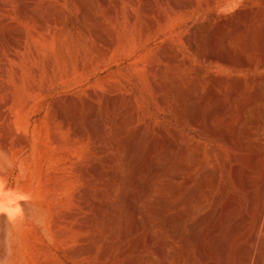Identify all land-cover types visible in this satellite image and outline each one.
<instances>
[{
  "label": "rangeland",
  "instance_id": "rangeland-1",
  "mask_svg": "<svg viewBox=\"0 0 264 264\" xmlns=\"http://www.w3.org/2000/svg\"><path fill=\"white\" fill-rule=\"evenodd\" d=\"M149 1L151 4L148 0H0V203L3 204L0 219L9 223L16 238L15 250L5 264H161V255L151 262H143L142 257L145 253H156L164 242V233L156 232L152 236L153 229L141 213L137 232L130 234L128 228L136 225L137 220L136 208L129 202L144 204V197L150 193L147 184L152 178L151 164L147 155L150 153L155 158L163 149H168V145L174 144L175 137L180 134L185 135V144L194 140L191 143L205 150L185 178H198L205 172L204 168L212 172L215 169L208 188L201 193L205 202L201 214L209 212L216 196L222 194L212 223L225 226V208L234 203L225 242L232 240L231 234L237 224H244L242 233L252 226L253 191L257 188L246 184L235 171L237 164H242L259 182L264 174V154L260 170H254L251 152L238 150L224 141L221 143L224 140L221 133L214 140L201 137L190 122H180L173 101L162 106L160 100L165 95L168 97V91L159 77L145 66L156 57L159 59L168 48H176L178 21L170 0ZM149 5L153 12H148ZM22 9H26V17H21ZM83 11L87 13L84 21ZM38 16L51 24L47 37L37 27ZM16 32L22 33L23 38ZM105 38L114 41V48L106 46ZM19 42H22L21 48H15V43ZM157 88L163 89L157 91ZM51 120L64 140L59 151L46 144L45 131ZM77 121L85 130L84 134L86 132L83 141L72 139ZM98 129H103L102 133ZM95 132L101 136L98 140L105 141L106 153L92 150ZM19 134L26 137L27 144L23 148ZM109 137L115 145L109 144ZM135 141L138 146L130 158L128 152ZM3 142L8 151L3 150ZM172 151L163 171L172 168L180 148L174 147ZM106 159L112 163L106 164ZM96 163L105 167L104 176L89 179L88 184L94 193L102 194L106 206L102 208V216L95 206L88 215L99 214L100 232L95 227L81 232L59 227L60 239H57L49 222L47 229L53 236L47 240L40 227L22 221L14 206L30 202V199L17 195L15 188L31 185L40 192L43 180L61 167L58 176L64 183L62 196L70 198L69 182L75 187V181L79 186L86 185L82 176L75 174L76 166L88 171ZM115 167L119 172L116 175L112 173ZM174 185L177 190L184 189V180ZM46 201L43 196L36 199L39 206L46 207ZM197 219L198 216L193 217ZM125 230L126 238L123 239ZM210 230V223L201 228L199 243L209 254L202 264H223L224 259L232 257L233 251L227 248V256L223 258L219 247L209 242ZM188 232L187 227L180 231L182 235ZM99 233H103L101 238L94 239ZM93 241L95 244L88 253L87 247ZM5 246L0 242V250ZM78 249L87 253L75 258L73 253ZM192 252L196 257L195 244H192ZM178 253L184 257L183 251ZM170 264L179 263L170 261ZM259 264H264L263 254Z\"/></svg>",
  "mask_w": 264,
  "mask_h": 264
},
{
  "label": "bare ground",
  "instance_id": "bare-ground-1",
  "mask_svg": "<svg viewBox=\"0 0 264 264\" xmlns=\"http://www.w3.org/2000/svg\"><path fill=\"white\" fill-rule=\"evenodd\" d=\"M148 2L151 4V1L148 0ZM170 3L178 21L177 46L174 47L175 49L168 48L164 54H160L159 59L153 58L154 60H149L150 63L145 66L150 73L159 77L162 85L166 88L165 90L168 91V97L165 95L166 97L164 96L160 100L162 106L173 101V109L181 123L190 122L197 134L204 138H213L212 140H214L215 136L223 134L224 140H221V143L224 141L238 150L251 152L253 169L260 170L261 161H263L261 156L264 154V0H170ZM148 8V12H153L154 9L150 5ZM20 12L21 17H26V9H22ZM170 14L172 15V13ZM86 15L87 13L83 11L81 15L83 21L86 20ZM49 21L52 22V19ZM60 21L61 18L58 22ZM35 22L43 36L47 37L51 24L42 20L41 17ZM16 35L23 38L22 33L16 32ZM109 39H106V46L112 49L114 41ZM21 43H15L14 47L21 48ZM160 89L162 91L163 88ZM61 115L60 118L63 120ZM78 121L76 124L73 122L75 125L73 126L72 139L83 141L86 139V132L84 134L85 130L81 129V123ZM99 131L102 133L103 129H98ZM20 134L19 136H21ZM45 136L46 144L52 149L59 151L63 147L64 140L60 132L54 129L52 120L49 129L45 131ZM92 136L96 140L92 150L100 154L106 153L107 146L103 143L105 141L98 140L101 136L98 137L97 132ZM184 136L177 135L174 144L170 147L168 145V149H163L161 153L158 151L159 154L155 158H152L150 153L147 155L151 164L149 173L152 178L147 184L150 193L144 197V204L129 202L133 208H136L137 220L136 225H130L128 228L130 234L137 232L141 213H144L148 226L153 229L151 235L153 236L156 232H163L165 235L164 242L155 251L156 253H145L142 261L151 262L161 255L163 256L161 264H170V261L179 264H191L197 261L198 264H202L209 254L199 243L200 236H202L201 228L210 223L209 242L219 247L218 249L224 253L222 254L223 258L227 256V248L233 251L232 257L229 252L230 259H224L223 264H259L262 254L264 255V174L258 182L252 178L246 167L237 164L235 172L240 173L246 184L257 188L253 191V197H255V205L252 208L254 221L252 226L243 233L244 224H237L231 234L232 240L229 243L225 242L224 235L228 230L227 225L231 221L230 213L234 203L231 202L226 208L224 207L225 218L223 217V220L225 223L223 224L225 226L221 227L212 223L222 194L216 196L209 212L201 214L205 203L201 193L208 188L209 179L214 175L215 169L212 172L204 168L205 172L198 178L195 176L185 178L190 167H195L199 159L204 156L205 150L195 146L196 143H194L195 145L191 143L194 141L191 138L190 143L185 144ZM19 138H22L21 148H23L27 144L26 137ZM108 141L110 145H115L113 138L109 137ZM137 143L135 141L130 146V152H128L130 158L138 146ZM200 146L203 147V145ZM174 147L180 148L179 155L172 168L163 171L164 163L168 159L170 161ZM7 149V144L3 142V150ZM208 150L209 153L211 150ZM245 157L247 156H244L243 159ZM243 159H241L242 162ZM105 163L112 162L106 159ZM129 164L134 167L133 164ZM76 167L75 174L78 177L82 176L86 185L79 186L75 181V187L72 182H69L70 198L62 196L64 183L58 176L62 170L61 167L55 168L54 173L43 180L40 192L36 186L31 187V185L23 184L14 190L17 195L30 199V202L16 203L14 209L25 224L40 227L47 236V240L53 236L47 229L49 222L53 229L52 232L54 231L55 234L54 238L57 239H60V232L57 233L59 227L65 231L73 228L75 232H81L90 227H95L98 232L101 231L100 216L103 214L102 208L106 206V201L101 193L93 192L88 181L103 177L105 167L97 163L88 171L78 165ZM63 169H66L65 165ZM112 173L118 174V168L115 167ZM181 180H184V189L178 188L177 190L174 184ZM238 183L240 182L238 181ZM114 191H112L113 195H115ZM41 196L47 198L46 207L36 203V199ZM152 201L154 202L153 206L156 204V208L151 206ZM1 205L3 204L0 203ZM94 206L100 209V216H98L99 214L88 215L95 208ZM170 208L174 210L173 214H170ZM196 216L198 219L193 220V217ZM0 220V242L7 245L0 250V264H5L9 263L11 251L16 247L14 243L16 238L12 235L9 223L4 219ZM111 223H114L112 218ZM183 227L188 228V234L180 233ZM126 233V230L122 233L123 239L126 238ZM102 234H97L94 239L101 238ZM93 244H95L94 241L87 247L88 253ZM192 244L196 245V257L192 254ZM180 250L184 252V257L179 256L178 251ZM87 251L74 252L73 257L85 255ZM208 264L213 263L209 262Z\"/></svg>",
  "mask_w": 264,
  "mask_h": 264
}]
</instances>
